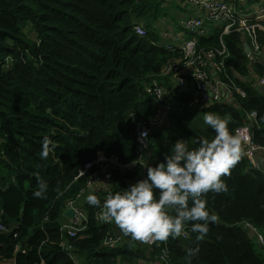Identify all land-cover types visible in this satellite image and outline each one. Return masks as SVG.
Returning <instances> with one entry per match:
<instances>
[{"label":"trees","instance_id":"16d2710c","mask_svg":"<svg viewBox=\"0 0 264 264\" xmlns=\"http://www.w3.org/2000/svg\"><path fill=\"white\" fill-rule=\"evenodd\" d=\"M162 2L0 0V137L4 141L0 219L12 230L0 233L1 259H15L16 264H75L60 243L66 202L86 185V176L78 178L80 173L100 153L115 156L122 164L137 159L136 123L149 117L153 108L146 92L150 77L180 56L155 45L160 44L155 25ZM142 18L152 28L146 25L145 37L134 31V23ZM222 32L200 38L199 47L220 48ZM223 41L230 53L227 68L246 75L242 35H224ZM7 57L14 60L10 69L4 68ZM257 70L264 74L262 66ZM172 97L178 103L171 112L172 127L151 137L150 166L163 162L180 138L188 140L190 148L202 138H214V131L203 123L208 112L226 117L234 131L244 125L247 113L257 112L258 125L252 133L255 142L264 146V89L247 86V97H238L235 105L195 113L188 109V95L173 90ZM45 136L56 147L41 159ZM140 172V167L117 171L110 192L135 183ZM38 177L49 185L46 198L33 195ZM222 178L229 190L204 197L218 217L206 238L197 241L188 229L187 239L159 241L152 259L166 250L172 264H187V250L199 248L193 264H264L255 239L239 225L250 222L264 233V177L241 157L230 175ZM107 194L97 195L101 204ZM81 204L90 220L86 231L70 242L82 264H139L148 259V248L136 240L104 250L106 235L117 225L99 226L95 221L99 208L90 206L86 198Z\"/></svg>","mask_w":264,"mask_h":264},{"label":"built area","instance_id":"2783aa9c","mask_svg":"<svg viewBox=\"0 0 264 264\" xmlns=\"http://www.w3.org/2000/svg\"><path fill=\"white\" fill-rule=\"evenodd\" d=\"M173 2L181 8L182 30L178 32L180 34H176L169 29L164 34L166 44L155 45L163 46L172 52L177 51L180 56L169 61L160 74L150 77L146 92L153 100V108L149 117L141 118L136 123L137 159L134 161L136 165L133 166V162L122 164L117 157H106L100 153L97 160L89 164L78 177L86 176L84 188L66 202L60 246L75 264L82 263L74 253V245L70 240L84 233L90 220L81 201L89 193L102 195L110 192L114 174L119 170L132 171L140 167L141 172L136 181L146 176V167L153 151L151 137L155 132L168 128L171 112L174 107L178 106L172 97L173 90L189 96L188 109L195 113L218 105H235L238 97H247V86L254 90L264 89V74L257 70L259 65L262 66V71L264 69V0H174ZM216 30L223 31L220 48H200L199 39L213 35ZM134 31L139 37H145L147 30L144 27V21L137 20L134 23ZM231 33L242 35L244 53L245 45H248L251 50L249 54L245 53L249 68L246 75H242L234 68H227L230 53L223 41V36ZM13 65L12 57L5 58L4 68L10 69ZM131 116H134V113ZM257 125V112H250L246 115L244 125L236 131L242 137L241 157L247 160L250 169L260 172L264 177V146L255 142L252 133L253 127ZM142 132L148 134L144 139L140 136ZM3 143L0 137V151ZM69 212H72L73 216H68ZM100 213L101 208L95 214V221L99 226L116 225L115 222L102 220ZM239 225L251 234L264 255V233L250 222L245 221ZM11 231L0 219V233ZM185 231L187 235L178 237V239L184 240L189 237L188 229ZM134 241L124 236L117 226L106 235L102 248L112 251ZM158 242L155 240L149 243L141 242L142 246L148 248V259L140 260L139 264H172L166 250L154 259L151 258L150 254L153 253ZM19 250L20 247L17 246L16 251ZM0 264H16V260L1 259Z\"/></svg>","mask_w":264,"mask_h":264},{"label":"clouds","instance_id":"9594fccd","mask_svg":"<svg viewBox=\"0 0 264 264\" xmlns=\"http://www.w3.org/2000/svg\"><path fill=\"white\" fill-rule=\"evenodd\" d=\"M203 123L214 131V138L200 139L195 148L189 147L188 140L178 139L163 162L147 165L144 178L121 191L108 192L102 204L94 192L89 193L87 203L101 208L102 220L115 222L124 236L142 243L176 239L187 235L185 229L195 233L197 241H203L209 225L218 220L209 210L205 194L229 190L222 177L229 176L240 160L242 142L240 133L230 130L226 117L208 112ZM147 135L142 132L141 139ZM55 147V142L45 136L41 159H47ZM48 189L49 185L38 177V190L33 195L46 198ZM198 252L199 248L187 250V264H193Z\"/></svg>","mask_w":264,"mask_h":264},{"label":"rangeland","instance_id":"374dc122","mask_svg":"<svg viewBox=\"0 0 264 264\" xmlns=\"http://www.w3.org/2000/svg\"><path fill=\"white\" fill-rule=\"evenodd\" d=\"M163 1L162 2V5L161 7L157 10V17H158V21H157V24L155 25L156 26V29H164L165 33H167L169 31V28L176 33L180 32L182 29H181V22H182V17L180 16V13H181V8L179 9L176 4L173 2L174 0H161ZM178 14V15H177ZM152 14L150 13L148 16H151ZM139 20H142L144 21V27L147 29H150L152 30V28H150L148 26V22L145 23V20L142 18V19H139ZM147 25V27H146ZM156 30V31H157ZM159 34V32H158ZM159 37H160V44L162 45H165L166 44V40L159 34ZM172 127V123H171V120L169 121L168 123V128L170 129ZM68 216H73V213L72 212H69L68 213ZM128 239H130V237L127 236Z\"/></svg>","mask_w":264,"mask_h":264},{"label":"crops","instance_id":"0c3cea01","mask_svg":"<svg viewBox=\"0 0 264 264\" xmlns=\"http://www.w3.org/2000/svg\"><path fill=\"white\" fill-rule=\"evenodd\" d=\"M178 7V6H177ZM179 8V7H178ZM180 9V8H179ZM178 15V14H177ZM180 16L182 17L183 15H181V13H180ZM170 29V28H169ZM171 30H172V28H171ZM173 31V30H172ZM158 32H159V34L164 38V34H165V31H164V29L162 28V29H158ZM174 32V31H173ZM175 33V32H174ZM176 34H180V33H177L176 32Z\"/></svg>","mask_w":264,"mask_h":264},{"label":"water","instance_id":"95a60500","mask_svg":"<svg viewBox=\"0 0 264 264\" xmlns=\"http://www.w3.org/2000/svg\"><path fill=\"white\" fill-rule=\"evenodd\" d=\"M251 52L250 48L248 45H245V53L249 54Z\"/></svg>","mask_w":264,"mask_h":264}]
</instances>
